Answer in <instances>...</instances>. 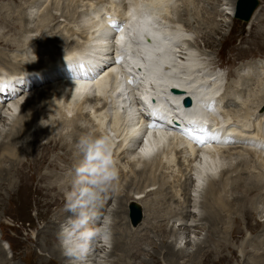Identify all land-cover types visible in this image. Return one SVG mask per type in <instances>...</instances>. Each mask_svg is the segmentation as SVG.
<instances>
[{
    "label": "bare ground",
    "instance_id": "1",
    "mask_svg": "<svg viewBox=\"0 0 264 264\" xmlns=\"http://www.w3.org/2000/svg\"><path fill=\"white\" fill-rule=\"evenodd\" d=\"M24 1L28 5L26 8H24V4L21 5L20 2L17 3V7L15 9L12 7L11 9L9 7L7 8L8 10H6V13H12L10 18L12 21L13 19L15 21V23L10 22L12 24L10 28L14 27L16 30H23L24 32L29 33L35 32L34 30H29L30 28H24L26 30L22 28V26L25 27V25H27L31 20L30 14H27L28 8H34L37 6L34 3L30 5V1L28 2V0ZM126 1L127 4L124 5L123 0H121V2L120 0H99L98 2H89L86 5L83 4L82 8L79 4L78 8H81V10L83 9L84 11L82 12L78 9L79 14L75 19L73 14H68L69 12L64 14L62 13L61 17L64 18V21H62L65 22L64 24H66V26L71 25L68 23H80L81 20H83L86 25H82V29L84 28L87 30L86 35L81 37V34H79L80 36L75 34L73 32L74 30L70 29L71 26L70 28H65L67 34L70 33L68 37L65 35L67 37L66 42L74 43V38L70 39L74 35L81 37L83 42H81L80 45L70 44V46H72V51L70 50L71 53L66 54L68 52L65 51L66 53H63V56L58 54L56 58L49 59L47 61L48 63H45L47 67H44L45 64L42 67L32 63L34 65H32V67H30L31 69H29L28 67L20 65V63L23 62L21 59L16 63V65L12 66L11 64L13 62L10 60L13 59L12 56L6 54L5 52L0 53V77L4 74L16 75L17 73L24 71L26 68L37 71L35 75H32L33 77H29L27 79L30 82V85L27 87L28 90H26V92H21V89L24 90L23 88H25V84H22L21 86L16 84L15 90L18 91L16 97L10 100L11 103L10 101L6 102L9 103L8 107L5 106L6 103L0 105V127L2 128L8 126L6 131L1 130L2 132H0V187L2 183L6 184L8 190L14 195L17 189L18 192L21 189L20 183L22 181L23 175L25 174V170H28V172H35L36 170L38 174L40 169H42V167L46 164V166H44L43 173L38 178L39 182H41V189L44 191V195L50 198L55 211H57L58 208L63 207L62 210H59V212L54 215L58 219L55 221H48L44 231H40L42 240L36 239L38 247L42 250V253L40 251L41 254L38 257V260H41V264H45V262L48 264L49 261H53L50 263L54 264H93L92 261H95V258H99L101 260L104 258H101L102 255H100V253L104 251L105 245H103V241L101 243V241L98 239L97 241L99 242L96 243L100 245L99 248L94 247L95 256L91 255L89 251L83 260L67 256L61 246V242L58 247L54 245V239L56 240L60 233L59 231L61 229L59 228L61 227V224L64 222V226H66L68 224V222H65L66 217L74 215L73 212L67 207V194L72 190L73 181L75 179V168L79 165L83 158L82 153L78 148V143L82 137L90 136L93 138L107 137L111 144V148H114L113 146L115 145L112 154L116 167L118 164H126L129 166V168L131 166V171L135 175L134 177L133 175L128 177L124 172L118 171L119 178L122 177L124 179L122 190L124 189L125 191H120L121 193H117L113 197L112 191L110 189L107 193H105L98 208V216L110 214L113 218L111 227L108 226V229L112 234L110 239L111 251L107 257L115 256L116 258L114 257L113 260H109L110 262L108 264H139L138 262L140 261L141 253L145 249V246H147L146 244L152 238L150 234L160 230L161 228L168 229V232L170 231V237L172 236L171 238H174V242H168V236L164 237L161 235V232L158 231L160 234L159 238L161 241H163V243H161V251L159 253L160 255L164 253L162 256L164 255L168 264H178L179 260H185L184 264H202L204 257L206 258V261L210 262L213 257H217L219 250L224 251L229 249H231L230 256L238 264H264V235L262 236V239H255L253 243H250L247 240L246 243H242L240 248L238 247L237 249L230 248L226 242V237H232L233 229H237L239 217L242 214L247 216L244 211V209L246 210L247 207L243 208V205H248L250 202L251 206L257 207V209H259L257 204L261 203V212H264V170H262L264 169V166L261 167L264 164L261 163L262 165H259L260 168L254 167L252 170L251 168H248L249 171H252L250 173L254 176L250 175L249 177H243L242 175L247 176V172L245 169L246 167L242 166L238 174L227 177L230 175V173H227L228 175H224L227 178L224 179V176H222L221 172L226 171V168L224 166V168L220 166L223 164H220V167L217 166V164L219 163L218 161H220L219 155H222L223 153L221 151L228 147L222 146L200 148L198 145L192 146L191 139L184 136L182 140L179 139L176 136H179V134L175 131H172L170 128L148 129L146 126H144L146 122L139 121V118L135 116V113L137 112L135 106L129 110L130 112H126L127 103L129 101L137 104V102H141L143 99L153 98L152 96L157 98V95H160L162 96L160 99L162 108H160V110L164 111L170 110L171 108L180 107L181 99L185 96L190 97L193 104L189 111L185 110L188 117L211 120L213 124H216V116L214 115V112H220L219 115H222L227 123H232V125H229V127H225L224 124V126L218 128V136L221 139H224L231 134H236L235 138H239V136L242 137L247 135V133H251L247 136L250 137L254 144L256 143L255 145L260 147V151H264V111L259 112V108L264 106V97H261L264 96V90H262L261 94L259 95L260 97L257 96L255 99H253L256 101L254 108L252 107L253 111H250V113L247 115L244 114L243 110L247 107L244 99V102L242 101L238 103V100H235L236 98L233 100L231 98L227 99L224 97L226 96V90L224 89L225 84L221 81L218 82L217 80L219 78L217 79V77H214V75H210V77H214L213 79H210L209 76L206 78L201 76L199 71L196 70L198 67L195 66L196 64L194 63V59H192V57L195 58L192 55L193 53L190 54L189 49H185V51H183L184 48L180 49L179 46H171L169 41H167V39L164 37L165 35H169L172 42L171 44H174L175 41L180 43L182 46L183 43H185L186 46L187 39H184L186 34L181 28L178 29L180 24L179 22L182 21L179 19L176 21L175 19L170 18L172 14L175 15V13L178 12L176 11L177 9L175 7L174 8L176 10L173 8V6L176 5L173 3L174 0ZM150 1L152 3H150ZM171 2L173 3V6L169 5ZM55 4L56 2L52 5ZM121 5H123V10L119 11L118 9ZM60 6L61 5L58 7ZM21 8L22 11H20ZM4 9L5 8L0 7V12L3 13ZM125 11H127V13ZM256 11L257 10H255V12ZM81 12L83 14L80 15ZM215 12L221 14L219 11ZM188 13L189 9L186 8L184 10V16H186ZM90 14H93L97 20L93 19L94 21L91 22L92 20H90ZM151 14H159V24L155 23L154 19L151 18ZM46 16L43 17L44 21H42V19L40 20L38 28H44L51 24V21L56 19L50 15L48 16L51 19ZM88 17L89 20L86 21ZM113 17H117L123 22H126L128 19V26H124L121 23L119 24V29L122 27V31L109 29L106 26V22H108V20ZM197 17V21L199 23L208 25V29L211 28V26L209 27V24L211 23L210 21H212L211 19L213 17L211 18V16H203L201 11ZM256 17L257 16H254L253 19L250 18L252 19L251 30L259 29L264 24V16ZM77 19H79L80 22ZM148 21L152 22L149 23ZM176 22H178V24H176ZM91 24L93 26H90ZM165 25H167L168 30L170 26L169 31L166 29ZM66 26L64 25V27ZM78 26L80 25L78 24ZM208 29L200 35L202 40L207 35ZM57 31L61 33L62 29L60 28ZM57 31L55 32V35L52 37V39H57L56 41L58 42L59 37ZM127 32H131V36H129ZM218 34H220L219 28L214 25V27L211 28L210 34L207 36V38L210 39L209 37L212 35ZM139 40L143 41V45L138 43ZM24 41V45L22 44L23 47L27 45V42L24 43ZM36 43L37 42L34 41L33 44ZM59 46L61 48L65 47L62 46L61 43ZM21 50L24 49L21 48ZM86 51L91 52L93 56L92 58L86 60L89 61V63H83V65H81L79 68H82V66H85V68L93 66V68L86 70L90 72L95 71L101 66H103L104 69H107L109 66H111L112 72L100 75L99 77L96 76L95 79L91 81L87 79H80L82 74L87 76L85 73H72L71 71H77L79 69L74 64L76 61L75 56H79L80 54V56H82ZM181 51L184 54H182ZM113 54L115 58H117V61L115 62L112 60L114 62H110L108 64V61L112 59ZM180 55L184 57L187 55L190 57H185L183 59L180 58ZM28 56L30 55L28 54ZM58 56H60V58ZM17 57L19 56H16V58L14 57V59H18ZM65 58L67 59L66 62H68L69 65L63 70L62 67L58 66L57 64L61 63V61ZM84 59H86V57H84ZM147 64H150L149 67L151 68V71L149 73L143 74L142 78H134L135 76L130 74L131 71H133V68L139 66L142 69ZM254 64L255 63L253 62V65ZM2 67L8 69L10 73H5V69ZM255 68L257 67L255 66ZM262 69L260 70L263 71ZM13 70H18V72H14ZM5 71L8 72L7 70ZM251 71L253 72V70H250V72ZM244 76L245 75L243 74L242 77ZM250 79L252 80V78ZM239 82L241 83V81ZM51 83H58V87L54 88L53 86H48V84L51 85ZM245 83L246 81H243L241 86L245 87ZM38 84L40 88L43 86L40 90H35V92H32L26 98L23 96V101L20 99L19 102H16V99L22 96L21 94L25 93V95H27V93L33 91L34 88L39 89V87H37ZM44 84H47V86H44ZM221 89L223 93L217 98H214V96L220 94ZM244 91H238L235 89V91L232 93V98L238 97ZM60 93L67 94V99L65 100L67 104H65V101L64 104L68 106L69 110L71 106L76 107L79 105L80 107L82 105V107L85 108L84 112L79 109L77 111L75 110V114L70 118L66 115L60 116L59 119L50 117L47 121V127L44 128L45 126H41L39 116L40 114L43 116L46 111L51 112L52 110L58 109V104H61V101L57 96ZM27 98H29L31 103L33 101L37 103L33 107L34 111L32 112L28 109H24L23 111L20 110L21 112H19L17 107L22 105L20 103L24 102ZM45 98L47 99L45 100ZM99 100H103L104 102L102 101L103 103L99 105L98 103L101 102ZM12 101H15L13 102L14 104ZM28 103L26 105H28ZM156 104L152 103L151 105L155 106ZM66 107L64 106L63 108L65 109ZM109 108L112 109V114L110 115L108 114ZM181 108L183 109V107ZM247 109V111H249L248 107ZM241 112L242 114H240ZM243 114L244 116H242ZM35 116V127L40 132L42 131V128H44L40 135L45 133L46 130L52 129V133L54 132L52 136H39L38 133L40 132L30 135L32 120L35 118ZM2 118H5L6 122L2 120ZM106 119H108V121H106ZM240 119L243 120L240 121ZM80 122L87 124V126L89 125L96 128L97 131L91 132V127L89 129L87 126H81L79 124ZM106 122H108V127L106 126ZM223 122L224 120L220 121V124ZM112 123L113 127H111L110 130L109 126H112ZM238 123H240V125ZM64 125L69 128V132L62 134L64 130H58L57 128ZM251 127L252 129L248 130V128ZM99 129L101 130L102 135L100 134ZM22 131L26 132L25 137L22 135ZM169 132H171L173 135L170 136ZM140 134H147L146 141L149 139V145L145 147L147 149L143 150V148H141L139 150L142 156L133 150L136 138ZM192 135L194 134L192 133ZM67 136H69L71 143H69L70 141L66 142ZM42 139L44 141L46 140L45 144L42 143ZM52 144L58 145L59 149L63 151H65L64 148H67L68 150L70 145H73L74 148H72L73 150H71V152L63 153V151H61L59 163L41 158L37 161L36 156L40 154L38 148H41V151L47 154L49 145ZM255 145H253V147H255ZM54 148L57 147H53V149ZM156 149L157 152L155 155L151 156ZM226 153H231V151ZM125 154L129 156L125 157ZM261 156L259 157L261 158ZM251 157L253 159L251 162L255 164L256 162L254 157ZM29 160L32 161V163L26 167L25 164ZM257 160L259 159L257 158ZM6 163L9 164V166H4ZM49 163L54 164V166L51 167L53 170L48 168ZM41 164L43 165L41 166ZM176 167V172L179 174V177L180 175L181 177L180 179L176 177L173 182H176L174 185H177L176 187L178 189L180 188L179 193L180 196L183 197V200L175 202L173 200V193L171 189H168L169 183L165 181V178H167L165 175L167 174L166 171H170L171 173L172 168L175 169ZM183 167L185 168L182 169ZM68 170L72 171L70 176H59V174H62ZM187 170L190 175L184 173ZM157 171L161 172L162 176L159 175L160 173L156 174ZM151 187L152 189H150ZM135 189H138L137 192H135ZM131 192H134V194L138 196L137 200H133L134 197ZM200 195L201 197L199 198L200 200L198 202L199 214L196 216V218H198L197 220L195 219L196 214L192 210L191 212L189 209L192 208L190 202L193 200L191 198L194 196V200H197L196 198H198ZM115 197H117L116 202L118 203L115 207L111 208L109 211H106L107 208L105 207L111 203L113 201L112 199ZM50 200L48 201L50 202ZM131 200L141 206V208H138L140 211H142L141 216L145 226L139 231L138 229H133L136 228L137 225H132L131 220L128 217V208H131L130 205L134 204L133 202L131 203ZM48 201L46 203H48ZM1 202L2 199L0 193V203ZM9 203V200L5 202L3 212L4 210L6 211ZM246 211L249 212V210ZM261 212L259 211V213ZM115 214L116 217H114ZM160 217H163L164 219L160 220ZM158 218L159 221L156 220ZM177 218L185 220L175 224L177 226H174L173 224H171V226L169 222ZM247 220L245 218L244 221ZM98 222L99 217L93 222L92 227H94V224ZM188 222H191V224L187 225L186 223ZM196 222L202 223H198L200 227H197L198 225ZM178 227H184L183 231L186 232H189V230L186 228H194V230L200 229L201 232L205 231L204 238L192 243L194 251L188 255L184 250L176 248L178 239L177 235L179 234H176L177 231L175 228ZM261 227L264 229V220H262ZM210 239H215L214 247L221 248L210 249V253H213L212 251H214V256H203L205 254V249H208V247L212 248ZM7 244L9 249L12 251V245L8 242ZM189 244L190 241H188L185 245ZM0 247V260H2L3 251L1 243ZM91 247L93 246L91 245ZM238 252L240 254H238ZM103 253L105 254V252ZM91 256L94 257L91 258ZM7 263L8 260L0 261V264ZM95 263H97V260ZM219 264H221L220 261Z\"/></svg>",
    "mask_w": 264,
    "mask_h": 264
},
{
    "label": "rangeland",
    "instance_id": "2",
    "mask_svg": "<svg viewBox=\"0 0 264 264\" xmlns=\"http://www.w3.org/2000/svg\"><path fill=\"white\" fill-rule=\"evenodd\" d=\"M98 1L99 0H95V1L94 0H91V1L90 0H88V1L87 0H76V3H75V0H46V1L45 0L44 1L43 0H28L30 5H32L34 3L35 5L38 6V7L37 6L34 7V8L37 7L36 9L28 8V10H27V14H30L31 20L27 25H25V27L22 26V28L23 29L24 28H27V29L30 28L29 30L35 31V32L29 33V32H24L23 30H16V29H14V27L10 28V26L12 25L11 23H13V22L15 23V21H14V19L12 21V19L10 18L12 13H10V12L6 13L7 12L6 10H8L7 9L8 7L10 9H11V7L15 9L17 7L18 2H20L21 5L24 4V8H26L28 6L26 4V2L24 0H0V7L5 8L3 13L0 12V53L5 52L6 54H9L10 56H12L13 59H10L13 62L11 64L12 66L16 65V63L21 59V60H23V62H21L20 65L28 67L29 69H31L30 67H32V65H34L32 63H35V65H38V66L40 65L43 67L45 63H48L47 61L49 59L56 58V56L58 54H60V56H63L66 52H68L66 54L71 53L72 46H70V44L71 45H75V44L80 45V43L83 42L81 37H84V35H86L87 30L84 28L82 29V27H83L82 25H86V23L83 20H81V22H80V20L77 19L80 23H78V22L68 23V24H71V25H68L69 26L68 27V26H66V24H64L65 23V22H63L64 18L61 17V14L69 12L68 14H73L74 19H75L77 17V15L79 14L78 9L81 10L83 4L86 5L89 2L92 3V2H98ZM123 1H124L123 4L126 5L125 0H123ZM232 1H234V0H232ZM232 1L231 0H174L173 3H174V5L175 4L176 5L173 6L172 2L169 3V5L173 6V8L175 7L177 10L175 8H174V10H176L178 12L175 13V15L172 14L170 18H173L176 21H178L177 19L181 20L182 22H179L180 24L178 26V29L181 28L182 31L186 34V38H187L188 43L186 42V46H185V43H183V46L181 45L179 48L180 49L184 48L183 51H185V49H189L190 54L193 53L192 55L195 58L192 57V59H194V63L196 64L195 65L196 67H198V68L205 67L202 69L205 70L206 72L218 73L220 76L223 75L224 76V84H225L224 89L226 90V96H224V97H226L227 99L231 98L233 100L236 98L235 100H238L237 101L238 103L242 102L244 99L246 106L249 108V111H247L248 109L246 107L243 110L244 112L243 111L242 112L247 115L250 113V111H253V108L255 106L256 101L253 99H255L257 96H259L261 94L262 90H264V66H263L264 65V24L259 29H252L251 30V28H252L251 20L253 19V17L254 16H257V17L264 16V0H257L259 2V6L256 9L257 11L255 13H253V15L251 17L252 19H250V21L248 23L247 22L245 23V22L235 18L234 10H236L235 4H236L237 0H235L234 2H232ZM55 2H56V4L52 5ZM120 2H121V0H120ZM143 2H145V1H143ZM150 3H152V2L150 1ZM79 4L81 5L80 6L81 8H78ZM148 4H149V1H148ZM59 5H61V6L58 7ZM145 5H146V3H145ZM54 6H55V8H54ZM52 7H53V9H52ZM186 8L189 9V13L186 16H184V10ZM118 10L119 11L123 10V5H121ZM20 11H22V8L20 9ZM81 11L83 12L84 10L82 9ZM200 11H201V14L203 16H206V17L211 16V18L213 17L211 19L212 21H210L211 25L209 24V27L211 26V28H212V27H214V25H216V27L219 28L220 34L212 35L213 37L212 36L209 37L210 39L207 38V36H209V34H210L211 28L208 29V25L199 23L197 21L198 20L197 15L200 14ZM215 11H219L221 14H218ZM82 12L80 13V15L83 14ZM46 15L47 16L48 15L53 16L56 19L51 21L52 23L47 25L46 27L38 28V26H39L38 24H40V20L42 19V21H44L43 17H45ZM89 16H90V20H92L91 22L96 20V19H94L93 14L92 15L90 14ZM87 20H89V17L86 19V21ZM74 23H76V24H74ZM78 24L81 27L78 26ZM176 24H178V22H176ZM60 25H61V27H60ZM64 25L66 27H64ZM70 26H71V28H70ZM90 26H93V25L91 24ZM60 28L62 29L61 33L63 35L57 31ZM65 28L66 29L70 28L71 30H74L73 32L75 34H78V35L81 34V37H78V35H74L72 38H70V39L76 38L75 40L73 39L74 43L66 42V39L70 35V33L67 34V31L65 30ZM81 29L84 31H82ZM207 29H208V31H207L208 33L202 40V38H200V35L202 33H204ZM24 30H26V29H24ZM56 31L58 32V37H59L58 42L56 41L57 39H52V37L55 35ZM82 34H83V36H82ZM28 36H29V38H28ZM64 37H66V38H64ZM22 40L23 41L26 40V41H24V43L27 42L26 43L27 45H25V47H23L24 44H23ZM34 41H36L39 44H37V43L33 44ZM60 43L62 44V46H65V47L61 48L59 46ZM20 44L21 45L23 44V45L21 46ZM30 44H31V46H30ZM21 48H23L24 50H21ZM181 53L184 54L182 51H181ZM26 54H27V56H26ZM28 54L30 56H28ZM15 55L19 56V57H17L18 59H16V60L14 59V57L16 58ZM60 56H58V57L60 58ZM64 57H67V56H64ZM185 57L187 58L190 56L186 55ZM185 57L181 56L180 58L184 59ZM64 60H66V58ZM253 62L255 63L254 65L258 69L255 68V66L253 65ZM243 64H245L243 66L244 69H242V71H241V69H239V67ZM20 65H18V66H20ZM75 65L79 66L77 63H75ZM44 67H47V65L45 64ZM61 67L63 68L62 65H61ZM2 68H4V67H2ZM259 68L260 69L263 68L262 69L263 71H261ZM29 69L26 68L25 70H29ZM5 70L8 71V69H5ZM5 70H4L5 73H10L9 71L6 72ZM9 70H10V68H9ZM250 70H253L254 73L252 71L250 72ZM13 71L18 72V70H13ZM19 71H21V70H19ZM199 73H200V71H199ZM246 73H248V74H246ZM243 74L245 75L244 77H242ZM212 75H214V77H217L216 74H212ZM201 76H203V75H201ZM247 76L249 77V79ZM214 77L209 76L210 79L211 78L213 79ZM250 78H252V80ZM237 79H239V80H237ZM258 79L260 80V82ZM217 81L220 82L221 80L218 79ZM239 81H241V83L243 81H246V83L244 84L245 87L241 86V83ZM44 86H47V84L46 85L44 84ZM48 86H53L54 88H56V87H58V83H54V84L51 83V85L48 84ZM37 87H39V86H37ZM246 87H247V89H246ZM41 88L40 87H39V89L34 88V90L27 93V95H25V93H23V94H21L22 96L20 95L21 97H18L19 99L17 98L16 99L17 101L16 100L15 101L19 102L20 99L23 101L24 97L26 98L32 92H35V90H40ZM244 88H245V91H244ZM235 89H237L238 91L243 90L245 93L242 92L243 94L241 93L238 97L232 98V93L235 91ZM254 92H255V94H254ZM57 97L61 101L60 102L61 104H58V109L52 110L51 112L46 111L43 116L41 114L39 116L41 126H45L44 128L47 127V121L50 117H55V118L59 119L60 116L66 115L67 117L70 118L71 116H73L75 114V110L77 111L79 109L82 112H84L85 108H83L82 105L80 107H79V105L76 107L71 106L70 110L68 109V106L65 105V104H67V102L65 101L67 99L66 93H60V94H58ZM261 97H264V96H261ZM29 98H27L24 102H21L20 104H22V105L17 107L19 112L23 111L24 109L25 110L28 109L29 111H32V112L34 111L33 107L37 103L35 101H33L31 103ZM46 99L47 98H45V100ZM15 101H12V103ZM27 101L30 103H28ZM99 101H101L98 103L99 105L104 102L103 100H99ZM247 101H249V102H247ZM10 103H11V101H10ZM27 103H28V105H26ZM64 106L65 107L67 106V107L64 109L63 108ZM260 111H262V112L264 111V106H261L259 108V112ZM242 112L240 114H242ZM86 113H87V111H86ZM108 114L109 115L112 114L111 108L108 109ZM244 114L242 116H244ZM17 117H18V115H17ZM2 120H4L6 122L5 118H2ZM106 121H108V119H106ZM35 122H36V116L32 120V127L30 129L31 130L30 135L31 134H37L38 132H40L35 127L36 126ZM79 124L81 126H87V124H83V122H80ZM106 124L105 125L108 127V122H106ZM238 124L240 125V123H238ZM87 127L90 129L91 126L88 125ZM111 127H113V123H112V126H109L110 130H111ZM6 128H8V126L2 127V128L0 127V132H2L4 130L6 131ZM44 128H42V131ZM91 128H92L91 132L97 131L96 128H94V127H91ZM57 129L62 130V131L64 130V132L62 134H65V132H69V128L65 125L57 128ZM249 129H252V127L248 128V130ZM41 132L38 134H39V136H43V137L52 136L54 134V132L52 133V129L46 130L45 133H43L44 135L43 134L40 135ZM99 132L102 135L100 129H99ZM46 134H48V135H46ZM248 134H251V133H247V135ZM22 135L25 137L26 132L22 131ZM0 137H1V135H0ZM0 140H1V138H0ZM69 141H70V138H69V136H67L66 142H69ZM42 143L45 144L46 140L45 141L43 140ZM69 143H71V141ZM52 146L57 147V148L53 149ZM113 147L115 148V145ZM251 147H252L251 145L237 144V145H232L228 148L223 149L221 151V152H223L222 155H219L220 161H218L219 163L217 164V166H219L220 164H223L220 166H222V167L224 166L226 168V171L221 172L222 176L228 175L229 173H230V175H228L227 177H231L232 175L234 176V175L238 174V172L242 166L246 167L245 169L247 172V176L242 175L243 177H249L250 175H253L250 173L252 171H249L248 168H251V170H252L254 167L260 168V166L262 164H264V159H263L264 158V151L261 150L263 152L262 153L260 151V149L257 150V149H254L255 147H253V148H251ZM72 148H74V146L70 145V147H68V150H67V148H64L65 151H63V150L59 149L58 145L52 144V145H49V150H48L47 154H45V152H42L41 148H38L40 154H38L36 156V159L38 161L41 158V159H45L48 161L59 163V157H60L61 151H63V153L71 152V150H73ZM114 148H112V153H113ZM233 148H236V149H233ZM229 151H231V153H226ZM250 155L254 157V160L256 162L255 164L251 162L253 159ZM128 156L125 154V157H128ZM259 156H261V158ZM257 158L259 160H257ZM242 159H244V160H242ZM31 163H32V161L29 160L25 164L26 167ZM7 165L9 166V164H7V163L4 166H7ZM42 165L43 164H41V166ZM48 165H49L48 168L50 170H53V168H51V167H53L54 164L49 163ZM44 166H46V164ZM44 166L42 167V169H40L38 174H37L36 170H35V172L33 171L34 173L32 171L28 172V170H25V174L23 175L22 181L20 183L21 189L19 192L17 191L18 190L17 189L16 192L14 193V195L12 194L11 191L8 190V188L6 187V184H4V183L1 184L0 193H1L2 202L0 203V229H1L0 230V243H1L2 251H3V259L0 261L8 260L7 264H41V260H38V257L42 253V250L38 247V245H37L38 243H37L36 239L42 240V236L40 235V231L41 232L44 231V228H45L46 223L48 221L57 220L58 218H56V216H54V215H56V213H58L59 210L63 209V207H61V208H58L57 211H55V208L52 206L53 204L51 203L50 198L45 196L44 191L41 189V182H39L38 178L43 173ZM263 166L264 165H262L261 167H263ZM228 167H229V169H228ZM184 168L185 167H183L182 169H184ZM117 169H118V171L124 172L128 177H130L131 175H133V177L135 176L133 174V172L131 171V166L129 168V166H127L126 164H118ZM262 170H264V169H262ZM176 171H177V167L175 169L172 168L171 173H170V171H168V172L166 171L167 174L165 175L167 177V178H165L166 179L165 181L167 183H169L168 189L169 188L171 189V191L173 193V200L175 202L183 200V197L180 196V193H179L180 188L178 189L176 187L177 185H174L176 182L175 183L173 182V180L176 177H178L179 179L181 177V175L179 177V174H177ZM71 173H72V171L68 170L62 174H59V176L67 177V176H70ZM157 173L158 174L160 173L159 175H161V172L157 171L156 174ZM184 173H186L187 175H190L188 173V170ZM227 177L224 176L223 178L226 179ZM182 179H183V177H182ZM117 182H119V183H117ZM116 183L114 185V188L111 189L113 197L117 193H121V192L125 191L124 189L122 190V185L124 183V179L122 177H120L118 179V181H116ZM155 187H157V186H155ZM150 189H152V187ZM137 190L135 192H137ZM188 190H187V192L189 193ZM235 193H237V192H235ZM131 194L134 197L133 200L138 199V196L136 194H134V192H131ZM200 197H201V195L198 198H196L197 200H194V196L191 198L193 200L190 202V205L192 208L189 209L190 211L192 210L196 214L195 219H197V220H198V218H196V216H197V214H199L198 202L200 200L199 199ZM45 199L47 201L50 200V202L48 201V203H46L47 201ZM116 199H117V197L113 198L112 199L113 201L111 200L112 202L109 203L105 207V208H107L106 211H109L111 208L116 206V204L118 203V202H116ZM8 200L10 201V203L6 208V211L4 210V212H3L4 204ZM133 200H131V203L133 202L134 204L133 205L131 204L130 206L136 208V210L140 214V220L136 223V225H137L136 228H133V229H135V230L138 229V231H139V230H142L145 225L143 224V220H142V216H141L142 211H140V209H139V208H141V206L138 203L134 202ZM194 201H195V203H194ZM260 204L261 203L257 204V206H259V209H257V207L251 206L250 202L248 203V205L242 204L243 208L247 207L246 210H249V212H247L244 209L245 214L247 216L242 214L239 217L237 229L236 228L233 229V236H232L233 238L232 237H230V238L226 237V242L228 243L230 248H232V249H237L238 247L240 248V245L242 243H246L247 240L250 243H253L255 239H258V238L262 239V236L264 235V229L261 227V225H262V220H264V212H261V205L262 204L261 205ZM173 206H174V204H173ZM128 209H129L128 210V217L132 222V218H131L132 211H131V208H128ZM258 210L261 213H259ZM98 217H99V222L96 223L97 225L94 224L95 225L94 227H98L101 225V226H103V228L106 231L108 230L107 231L108 234H107L105 239H101L102 237L98 238V240H100L101 243H102V241L104 242L103 245H105V246H104L103 252H105V254L102 252V253H100V255H102L101 258L104 257L105 259L104 258L102 260L99 258H95V259L97 260L98 264H101V263L102 264H108L110 262L109 260H113V258L115 257V256L114 257H112V256L107 257V255L110 254V251H111L110 239H111V234H112L109 231L108 226L111 227V225L113 223V218L110 214H105V215L98 216ZM114 217H116V214L114 215ZM73 218H75L74 215H70L69 217H66L65 222H69V220L73 219ZM245 218H246V220L247 219L248 220L244 221ZM163 219H164L163 217H160V220H163ZM156 220L159 221V218ZM182 220H185V219L177 218V219L171 220V222H169V224L170 225L173 224L174 226H177L175 224H178ZM157 221H155V222H157ZM198 223L199 222H196V224L198 225L197 227H200L199 224H202V223H199V224ZM127 224H128V221H127ZM186 224L190 225L191 222H188ZM64 225L65 224L63 222L59 229H61L62 226H64ZM183 229H184V227L175 228V230L177 231L176 234H179V235H177L178 239H177V243H176V248H180V249L184 250L188 255L189 253H192L194 251V249L192 247V243L204 238L205 231L201 232L200 229L194 230V228H186L189 230V232H186V231H183ZM158 231L161 232L162 236H164V237L168 236V239H169L168 242H174V238H171L172 236L170 237V235H169L170 231L168 232V229L161 228L160 230H157L156 232L151 233L150 236L152 238L146 244L147 246H145V249L142 251V253L140 255V261L138 262L139 264H144V263L145 264L146 263L147 264H168L167 259L164 257V255L162 256V254H164V253H162L161 255L159 253L161 251L160 246H161V243H163V241H161V239L159 238L160 234ZM38 236H40V237H38ZM43 238H44V236H43ZM235 238H237V239H235ZM6 241L12 245V251L9 249ZM188 241H190V244L185 245ZM96 242H99V241L96 240L93 243L94 245L92 244L93 247L90 248V254L91 255H94V249L96 247L99 248L100 244L98 245V243H96ZM210 242H211L212 248L208 247V249H205V251H204L205 254L203 256H206V255L214 256L215 255L214 251H212L213 253H210V251H211L210 249L221 248V247H214L215 239H210ZM59 244H60V239H58V236H57V239L56 240L54 239V245H56V247H58ZM221 246H223V245H221ZM40 251H41V253H40ZM230 252H231V249L224 250V251L219 250V252H218L219 254L217 255V257H213V259H211L210 262L206 261V258L204 257V259L202 260V264H219V261L221 264H238L235 260L232 259V257L230 256L231 255ZM238 254H240V253L238 252ZM93 257L91 256V258H93ZM224 257H225L226 261L224 260ZM217 258H219V259H217ZM95 261H92L93 264H97V263H95ZM50 262H53V261H49L48 264H54V263H50ZM184 263H185V260H183V261L179 260L178 261V264H184ZM45 264H47V263L45 262Z\"/></svg>",
    "mask_w": 264,
    "mask_h": 264
},
{
    "label": "clouds",
    "instance_id": "3",
    "mask_svg": "<svg viewBox=\"0 0 264 264\" xmlns=\"http://www.w3.org/2000/svg\"><path fill=\"white\" fill-rule=\"evenodd\" d=\"M78 148L83 158L75 168L72 190L67 194V207L75 218L62 226L58 239L67 256L83 260L91 245L108 234L103 226L92 224L98 219L105 193L118 181L119 172L107 137H82Z\"/></svg>",
    "mask_w": 264,
    "mask_h": 264
},
{
    "label": "water",
    "instance_id": "4",
    "mask_svg": "<svg viewBox=\"0 0 264 264\" xmlns=\"http://www.w3.org/2000/svg\"><path fill=\"white\" fill-rule=\"evenodd\" d=\"M258 5L259 2L257 0H237L235 18L244 22H248ZM185 104L189 105V101L187 100ZM131 211V223L136 225V223L140 220V214L134 207H131Z\"/></svg>",
    "mask_w": 264,
    "mask_h": 264
}]
</instances>
